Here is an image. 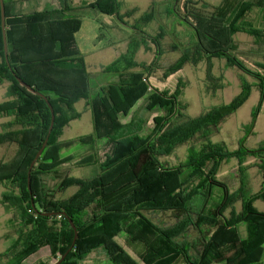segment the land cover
<instances>
[{
    "label": "trees",
    "instance_id": "16d2710c",
    "mask_svg": "<svg viewBox=\"0 0 264 264\" xmlns=\"http://www.w3.org/2000/svg\"><path fill=\"white\" fill-rule=\"evenodd\" d=\"M10 3L13 0H3L7 59L0 22V84H6V100L0 103V119H5L0 124V147L11 148L13 154L0 161V205L10 215L15 238L0 254V264H24L44 249L49 256L31 264H54L67 251L60 264H79L84 255L98 247L104 248L111 264H264V212L253 205L254 201H264V182L260 192L238 196L240 212L232 211L228 217L224 210L235 195L216 179V171L230 158L251 155L262 159L264 142L250 150L240 140L238 150L229 153L223 144H213L208 137L211 127L234 113L251 89L264 93V64L256 63L260 71L246 69L227 47L238 33L264 42V30L248 20L251 13L264 11V0H221L206 14L193 15L195 22L189 25L196 37L193 46L182 47L181 57L168 71L214 57L255 80L248 84L241 78L238 97L196 118L183 113L179 91L170 94L150 89L148 66L129 71L136 66L131 51L104 69L117 75V83L105 85L91 96L87 67L74 38L79 23L65 16L77 9H94L124 24L120 0H79L77 4L57 0V8L27 15L10 14ZM185 12L186 21L188 4ZM34 92L47 98L54 120L46 146L30 172L28 189L29 165L44 143L51 122L47 103ZM81 100L90 109L93 133L61 142L64 129L80 117L74 106ZM141 100L147 102L148 112L156 113L150 123L132 116ZM254 122L255 114L250 129ZM195 136L206 142L199 149L188 148L186 161L179 166L196 180L190 190H185L179 174L162 167L159 158ZM99 141L108 147L104 160H99ZM73 146L88 150L73 166L96 168L87 180L60 172L62 165L73 161L74 157L63 156V151ZM261 163L264 172V158ZM45 175L55 178L52 187L43 182ZM69 186L75 187V192L69 198H57ZM214 188L223 195L217 204L206 208ZM154 211L185 216L194 211V220L188 221L196 237L188 240L183 226L161 230L146 215ZM51 212L59 214L41 215ZM68 219L77 232L73 246L74 231ZM240 225L244 226V236ZM180 233L181 238H175Z\"/></svg>",
    "mask_w": 264,
    "mask_h": 264
},
{
    "label": "rangeland",
    "instance_id": "374dc122",
    "mask_svg": "<svg viewBox=\"0 0 264 264\" xmlns=\"http://www.w3.org/2000/svg\"><path fill=\"white\" fill-rule=\"evenodd\" d=\"M78 3L79 0H73ZM120 16L124 24L115 16H107L94 9H77L66 18H76L79 29L75 34V42L89 74V90L91 96L100 92V89L108 84H116V74L106 73L104 69L109 66L121 54L131 51L136 66L129 71H140V66H148L147 75L152 91H167L170 94L179 91L180 101L183 103L184 114L187 118H196L223 105H229L242 91L241 78L248 84L255 83L253 77L245 75L236 67L229 66L224 59L214 57L203 58L195 65L184 63L177 71L170 72L172 66L181 57L182 49L193 46L196 39L190 23L195 21L194 14H206L212 8L218 6L221 0H120ZM39 2L34 0L26 8L24 13L39 10ZM189 7V17L184 18L185 5ZM10 14L11 3L8 4ZM146 16V17H145ZM145 19H148L147 21ZM253 25L264 30V11H255L248 16ZM184 47V48H182ZM229 54L239 59L246 69L259 70L256 63L264 64V42L257 43L252 37L238 33L233 35L228 43ZM264 73V71H263ZM6 100V84H0V103ZM147 102L141 100L132 110L133 117L142 118L150 123L156 113L148 112ZM75 110L80 117L73 120L64 129L61 142L76 140L93 133L92 115L85 101H78ZM153 113V114H152ZM255 114V122L252 129L248 126ZM129 118L124 119L127 121ZM5 119H0V124ZM209 140L213 144H223L227 152L238 150L240 140L250 150L257 149L264 142V93L261 95L254 88L249 96L234 111V113L222 118L215 127H211ZM206 139L195 136L182 146L176 147L169 155L159 158L162 167L179 174V182L182 188H189L196 183L195 178H189L183 167L187 157L188 148L199 149ZM99 160H104L108 147L98 142ZM87 148L71 147L63 151V156L74 157L72 162L60 167V172L87 180L94 176L96 168H76L73 164L81 157L87 155ZM13 150L6 146L0 147V161L11 158ZM264 158V157H263ZM262 158V159H263ZM260 158L251 155L240 158H230L223 162L216 171V179L224 183L228 192L235 195L229 207L224 210L228 216L232 211L240 212L238 196L254 195L261 191L264 182V172ZM210 164L207 165L209 168ZM174 167V168H173ZM176 167V168H175ZM173 168V169H171ZM162 172V170H160ZM181 171V172H180ZM195 180V181H194ZM193 181V182H192ZM43 182L47 187L56 183L51 175H45ZM192 182V183H191ZM36 185L37 182H36ZM76 188L69 186L57 195L59 199L69 198ZM2 188L0 187V192ZM206 192V191H205ZM223 193L219 188L210 191V201L206 200L205 206H214L220 201ZM254 207L259 212H264V201H254ZM194 211L187 216L174 214L170 211L147 212L146 215L161 230L172 231L178 226H183L189 239L196 237L190 220H194ZM229 217V216H228ZM8 215L0 205V254L3 253L15 238V230L9 223ZM189 220V221H188ZM241 234L244 236V226L240 225ZM175 235V234H173ZM182 234H178V238ZM181 238V237H180ZM49 256V251L44 249L38 255L33 256L24 264H31L39 258ZM51 262H55L51 259ZM79 264H111L103 247L94 249L84 255Z\"/></svg>",
    "mask_w": 264,
    "mask_h": 264
},
{
    "label": "water",
    "instance_id": "95a60500",
    "mask_svg": "<svg viewBox=\"0 0 264 264\" xmlns=\"http://www.w3.org/2000/svg\"><path fill=\"white\" fill-rule=\"evenodd\" d=\"M0 18H1V30H2V40H3V51H4V56H5V59H7V41H6V33H5V8H4V4H3V0H0ZM16 80L26 89H28L29 91H33L31 89L30 86H28L26 83L22 82L19 78H16ZM37 96L41 97L48 105L50 111H51V122H50V127L48 129V134H47V137L44 141V143L42 144L41 148L36 152L33 160L31 161L30 165H29V169H28V172H27V176H28V189L30 188V172L33 168V166L35 165V163L37 162V160L39 159L44 147L46 146V143H47V139H48V136L52 130V126H53V120H54V116H53V110H52V107L51 105L49 104L48 100L46 97H44L42 94L38 93V92H34ZM33 205V204H32ZM59 213H54V212H51V213H42L41 215L43 216H54V215H57ZM62 215H66L64 212H61ZM73 231H74V239H73V243H72V246L74 245V242L76 240V237H77V232H76V228L75 226L73 225L72 221L70 219H68ZM68 252V251H67ZM67 252L62 255L54 264H60L64 258L66 257V254Z\"/></svg>",
    "mask_w": 264,
    "mask_h": 264
},
{
    "label": "crops",
    "instance_id": "0c3cea01",
    "mask_svg": "<svg viewBox=\"0 0 264 264\" xmlns=\"http://www.w3.org/2000/svg\"><path fill=\"white\" fill-rule=\"evenodd\" d=\"M34 0H13V3L11 4V10L14 14L16 15H27L30 13H24V11L26 10V8L31 4V2ZM40 1L39 2V10L37 11H33V12H40L43 11L45 9H55L58 7V3L57 0H37Z\"/></svg>",
    "mask_w": 264,
    "mask_h": 264
}]
</instances>
